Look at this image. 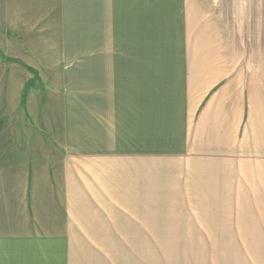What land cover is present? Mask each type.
Returning a JSON list of instances; mask_svg holds the SVG:
<instances>
[{
	"label": "crops",
	"instance_id": "1",
	"mask_svg": "<svg viewBox=\"0 0 264 264\" xmlns=\"http://www.w3.org/2000/svg\"><path fill=\"white\" fill-rule=\"evenodd\" d=\"M5 67L86 83L78 109L45 126L27 108L30 129L0 140V264H118L145 244L153 175L184 189L195 165L249 151L263 235L264 0H0ZM16 83L0 77V116L23 114Z\"/></svg>",
	"mask_w": 264,
	"mask_h": 264
},
{
	"label": "rangeland",
	"instance_id": "2",
	"mask_svg": "<svg viewBox=\"0 0 264 264\" xmlns=\"http://www.w3.org/2000/svg\"><path fill=\"white\" fill-rule=\"evenodd\" d=\"M80 70L0 68V77L10 74L16 79L15 91L20 92V85L24 89L20 101L23 114L10 110L0 116V129L4 127L0 140L5 135L8 139L16 138L14 125L20 117L28 125L26 129H30L33 113L38 125L46 126L49 108L61 109L68 101L78 109L81 83H86ZM7 124L13 127L6 132ZM254 159V153L249 151L246 158L230 164L201 162L189 172L190 180L183 179L184 189L180 174H174L176 179H171L170 173L153 175L151 221L137 217V223H151L150 227L141 228L145 244L137 238L135 255H128V259L117 255V263L264 264V233L258 229L256 212Z\"/></svg>",
	"mask_w": 264,
	"mask_h": 264
}]
</instances>
